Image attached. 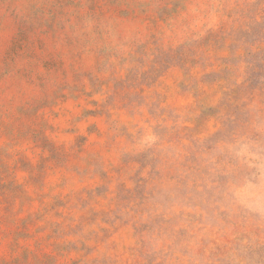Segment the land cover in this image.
<instances>
[{"label": "rangeland", "instance_id": "1", "mask_svg": "<svg viewBox=\"0 0 264 264\" xmlns=\"http://www.w3.org/2000/svg\"><path fill=\"white\" fill-rule=\"evenodd\" d=\"M95 51L130 65L113 74L108 103L118 96L142 106L153 98L154 115L172 100L171 115L191 98L203 121L239 113L242 94L264 102V0H0V264H84L111 238L101 229L92 246L60 244L63 225L55 222L67 207L57 191L64 173L88 151L106 111L88 90L96 88L85 71ZM242 65L247 88L237 84ZM156 259L148 256V264ZM91 264L117 262L105 253Z\"/></svg>", "mask_w": 264, "mask_h": 264}, {"label": "clouds", "instance_id": "2", "mask_svg": "<svg viewBox=\"0 0 264 264\" xmlns=\"http://www.w3.org/2000/svg\"><path fill=\"white\" fill-rule=\"evenodd\" d=\"M87 55L95 60L85 71L96 88L88 79L84 83L106 111L99 134L90 136L88 151L69 164L67 182L57 189L67 204L55 220L63 225L57 242L92 246L103 236L101 229L112 233L84 264L105 253L117 264H148L151 255L157 256L155 264L165 259L166 264H264L257 255L264 250V102L259 94H242L239 113L230 117L221 111L202 121L191 98L171 115L173 101L161 103L153 115V98L142 106L124 105L118 96L108 103L113 74L122 76L130 65L121 67L119 57L109 59L102 51ZM244 67L237 84L247 88ZM100 187L106 191L98 194ZM190 214L202 216L204 223ZM181 229L188 236H180ZM205 237L211 241L207 245ZM77 255L83 253H72Z\"/></svg>", "mask_w": 264, "mask_h": 264}]
</instances>
